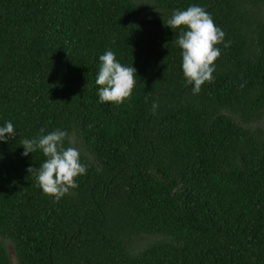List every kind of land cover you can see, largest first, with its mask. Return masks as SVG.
<instances>
[{
  "label": "trees",
  "instance_id": "obj_1",
  "mask_svg": "<svg viewBox=\"0 0 264 264\" xmlns=\"http://www.w3.org/2000/svg\"><path fill=\"white\" fill-rule=\"evenodd\" d=\"M154 4L162 14L137 0H0V126L17 132L0 142V264H264V129L251 126L264 121V0ZM193 4L231 42L195 95L180 30L165 25ZM107 50L137 70L130 103L100 101ZM57 129L87 166L59 202L27 171L42 152L20 145ZM143 234L164 238L135 253Z\"/></svg>",
  "mask_w": 264,
  "mask_h": 264
},
{
  "label": "clouds",
  "instance_id": "obj_2",
  "mask_svg": "<svg viewBox=\"0 0 264 264\" xmlns=\"http://www.w3.org/2000/svg\"><path fill=\"white\" fill-rule=\"evenodd\" d=\"M167 27L173 31L179 29L176 40L182 50V72L187 84L193 85V94H199L202 86L214 81L215 62L221 56L217 45L225 43V32L219 28L210 13L198 5H190L185 10H174L167 20ZM100 68L95 83L100 86L99 98L102 103L122 105L131 102L136 85L137 70L124 66L117 60L112 50L100 55ZM158 104L153 101L152 110ZM44 133V129H40ZM17 135L12 122L0 126V142H7ZM68 132L55 130L32 139H23V156L42 152L44 161L38 168L29 167L27 171L35 176L36 184L46 196L59 202L71 189L79 187L77 178L86 174L87 166L81 162V154L75 147H65Z\"/></svg>",
  "mask_w": 264,
  "mask_h": 264
},
{
  "label": "rangeland",
  "instance_id": "obj_3",
  "mask_svg": "<svg viewBox=\"0 0 264 264\" xmlns=\"http://www.w3.org/2000/svg\"><path fill=\"white\" fill-rule=\"evenodd\" d=\"M137 1L143 5L145 11L148 12L149 14H152V13H154V14H156V13L162 14V12H163L159 7H157L154 4V0H137ZM262 9L264 10V5L262 6ZM251 126L261 127L262 129H264V121L263 122L262 121L254 122V123L251 124ZM71 142L79 150L85 152L84 148L82 147V145L80 143V139L77 137V135L75 133L71 137ZM163 238H164V236H162V235H155L154 236V235L143 234V235H140V236H136V238H135V240L133 241V244H132V250L135 253L139 252L140 250H142L145 247L146 244L151 243V242H153L155 240L163 239ZM7 246L12 249L10 243H7Z\"/></svg>",
  "mask_w": 264,
  "mask_h": 264
}]
</instances>
